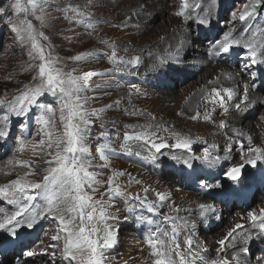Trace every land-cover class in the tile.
Segmentation results:
<instances>
[{
	"label": "rangeland",
	"instance_id": "obj_1",
	"mask_svg": "<svg viewBox=\"0 0 264 264\" xmlns=\"http://www.w3.org/2000/svg\"><path fill=\"white\" fill-rule=\"evenodd\" d=\"M197 2L201 7L195 9L192 18L187 22L174 15L178 10L179 0H48L45 5L48 15L43 28L34 17H27L37 29L49 37L48 41L42 43L46 45V51H51L53 56L62 59L61 66L65 71L75 68L76 75H82L84 72L97 73L90 78V88L81 94L91 98L86 105L89 112L97 111V116L91 117L89 143L93 155H97V143L105 142V138L100 137V134L107 132L106 140L110 147L116 150L115 154H110L111 163L107 167L96 166L91 169L97 173V179L101 182L98 193L106 190L107 181L114 172L122 171L140 181L139 184L130 182L128 175L119 177L117 182L126 192L147 195L149 200H156L157 192L167 196V200L156 213H148L146 210L142 213L140 210L137 213H129L125 210L126 205L122 197L111 199L108 211L118 219L109 220L108 223L118 232L114 245L103 249L106 264H150L145 235L150 225L138 220L141 214L152 221L153 228L157 224L170 228V223L164 222V217L168 215L182 217L189 224L195 223L194 240L200 248L206 249L209 244L206 240H198L200 234L203 237L215 238L210 244L213 249L201 252V255L211 261L214 259L213 252L221 247L217 241L223 239L239 224L230 221L237 218L234 213H244L241 223L248 220V211L256 210L258 203L264 204V162H257L256 167L244 165L247 166L246 170L235 180L239 182L238 188H243L241 200L238 202L233 198L234 181L225 175L229 167L243 164L246 158L254 155L247 151L250 146L247 137L252 139L251 146L264 149V103L259 102L264 100V65H252L244 70L245 64H250V58L247 56V50L243 48V41L247 40L253 31H264V5L258 7L250 19L240 21L239 16L249 0ZM14 3L15 0H0V8L4 9V12L0 13V98L6 100L19 97L25 86L31 87L35 83L32 80L34 71L26 70L30 63H35L28 56L29 45H21L17 33L13 31V25L17 23L18 18H24L23 14H17L12 8ZM69 3L79 5L81 10L88 14L89 22L94 28H87L83 24L65 19V13L59 9ZM205 11L209 12V23L201 25L197 16H204ZM246 28L248 31H244ZM228 31H232L233 36L241 40V45H234L229 54H216L213 48L215 41L221 40L223 34ZM101 41H108V45ZM49 44L50 48L47 47ZM109 45H114L117 55L123 56L125 60L139 56L141 63L135 68L131 65H120L121 71H117L116 65L108 59L112 52ZM88 52L94 55L86 60L77 62L70 59ZM158 59L165 62L163 66L153 70L152 66L158 64ZM249 72L258 73L256 89L251 88L253 81ZM207 80L215 83L201 85ZM246 84L249 85L250 98H253V94L259 100L251 108L239 113L235 104L240 102ZM131 85H136L139 91ZM212 87H230L235 90L233 100L227 104V112L205 99ZM56 101L57 98L49 94L38 98L39 103L50 104L53 108L58 107ZM197 112L200 113L199 117L191 119ZM206 113L211 117L210 120L204 119ZM6 115L9 117L8 127L11 131L7 139L0 140V153L4 151L6 155H0V163L6 162L0 168V183L9 180L10 172L15 168L19 175L28 171L23 167L17 168V162L22 158L36 161V174L28 179L40 182L46 165L37 160L31 145L26 146L22 152L18 151V140L28 138L35 143L40 139L37 133L41 125L37 123V118L41 115V110L31 106L26 118H18L11 114L10 109L0 108V125L4 123ZM221 120L225 121L228 127L221 129ZM143 125H152L151 130L157 131L168 144L175 143L173 133L188 137L192 140L191 149L164 148L161 153L156 154L155 160L145 158L149 156V152L136 144H133V151H141L140 157L121 153L120 145L123 143L124 132L140 131V126ZM157 125L161 128L157 129ZM164 128L168 131H163ZM247 128L250 131L247 132ZM232 129H237L244 135L237 137ZM237 140L240 143H236ZM211 145L217 147L212 149ZM218 145L220 150L232 148L234 153L231 162L221 159L219 163L210 165L200 159H194L202 157L205 148L214 155ZM17 151L20 153L14 154L13 158V152ZM185 160H189L191 167L184 163ZM94 163L100 165L103 162L97 158ZM216 176L218 178L215 180ZM202 181L219 184L220 187L205 188L201 186ZM145 188L149 189L148 193L143 191ZM185 193L192 195L191 200L185 197ZM104 199L108 201V196ZM202 201L211 203L216 208L208 217L213 219V222L211 232L207 233L204 230H207L209 222L204 224L199 216L198 206ZM6 204L0 198V206L12 210V207ZM174 208L180 211L174 212ZM250 225L237 230L238 233L251 231L255 236L258 229H252ZM20 231V240L8 242L7 233L0 230V240L4 241L0 244V264H66L60 259L62 240H51V236L59 232L58 221L41 217L37 220L35 228ZM185 234L187 233L181 234V241ZM239 239L237 235V241ZM31 240L38 242L36 246L22 245ZM54 244L57 247H52ZM243 246L242 243H237L236 247H227L229 251L234 250L230 255L226 254L228 259ZM247 247L248 254L245 256L241 253V258L246 259L247 264L257 262L258 256H264L259 240L254 239ZM28 251H34L37 255L29 257L25 255ZM7 254L11 256L8 258Z\"/></svg>",
	"mask_w": 264,
	"mask_h": 264
},
{
	"label": "snow or ice",
	"instance_id": "obj_2",
	"mask_svg": "<svg viewBox=\"0 0 264 264\" xmlns=\"http://www.w3.org/2000/svg\"><path fill=\"white\" fill-rule=\"evenodd\" d=\"M48 0H15L12 8L17 14H23L24 18L19 19L13 25V31L17 33L21 45L28 44V56L31 61L26 70L34 71L32 80L35 82L31 87L25 86V90L19 97L12 100L0 98V108H8L11 114L18 118H26L31 110V106L39 108L41 115L37 118V123L41 129L37 135L40 139L35 143L28 138L18 140V151H23L26 146L31 145V149L37 160L43 162L46 167L43 169L44 175L40 182H33L28 177L36 174V161H20L19 166L28 169L23 175H17L15 179L10 180L7 184L0 185V198L12 207L9 210L6 207H0V230L7 233L8 242H15L22 237L21 229H33L36 227L37 220L42 218H52L58 221L59 232L51 236L52 241H61L62 248L60 259L66 264H106V258L103 249L111 248L115 243V237L118 230L110 223L109 220H117L118 217L109 213L110 201L114 197H122L125 210L129 213H141L146 210L148 213H156L163 202L167 199L164 193L157 192L156 200H149L147 195L131 194L117 182L118 178L124 175L129 176L130 182L134 181L139 184L130 174L125 172H114L112 177L107 181V187L104 192L98 193L100 181L97 179V173L92 171L96 166L107 167L110 163V154H115L116 150L110 147L106 138L107 132H102L100 137L105 138V142L97 143L93 155L89 143L91 117L97 116V111L89 112L86 105L90 97L82 96L90 88V78L97 73L84 72L82 75H76V69L65 71L61 66L62 59L53 56L51 51H46V45L42 41H48L49 37L43 31L37 29L31 20L27 19L29 15L39 21L41 28L45 26L46 7ZM264 5V0H249L244 5V10L239 16L240 21L250 19L256 9ZM201 4L197 0H179L178 10L175 16L181 17L187 22L192 18L195 9L200 8ZM65 13V19L77 24H83L87 28H94L89 22L87 13L81 10L79 5L71 3L59 9ZM4 12L0 8V13ZM39 13V15H37ZM209 12L205 11L204 16H197L198 23L207 25ZM248 31V29H244ZM108 45V41H101ZM241 40L233 36L232 31L225 32L221 40L215 41L213 48L215 53L229 54L234 45H241ZM50 48V44L47 45ZM112 48L109 61L116 65V70L121 71L120 65H131L133 68L141 63L139 56H133L125 60L123 56H118L114 45ZM243 48L247 50V56L250 58V64H245L244 70L249 69L252 65H264V31H253L251 36L243 41ZM94 53H80L70 59L74 61H83ZM163 59H158V64L153 65V70L163 66ZM253 83L251 88L256 89L258 85L255 81L258 79L257 72H249ZM231 78V77H229ZM210 84L215 83L209 81ZM137 91L136 85H131ZM49 94L57 98V108L50 104L39 103L38 98ZM235 96V90L230 87L216 88L212 87L205 96V99L214 105H218L225 112L228 111L227 104ZM259 98H250L249 85L244 86L243 94L239 103L235 104L237 112L243 113L258 102ZM264 103V100H259ZM58 113V116H57ZM200 113L190 117L195 120ZM205 120L211 117L206 113ZM264 119V117H262ZM9 117L6 115L4 123L0 125V140L7 139L10 135L8 127ZM131 127V126H128ZM219 127L224 129L228 127L225 121L219 122ZM140 131H125L123 134V143L120 145L121 153L128 155L141 156V151H133V144H136L143 150L149 152L150 158L155 160L156 154L161 153L164 148H176L190 150L192 140L188 137H181L178 133H173L175 138L174 144H168L164 137L152 131V125L140 126ZM157 129L161 126L157 125ZM163 131H168L166 128ZM237 137L244 135L237 129H232ZM231 139V138H229ZM249 147L247 151L250 155L244 160L243 164L229 167L225 175L235 181L241 174L245 164L252 167L257 166V162H264V149L253 147L251 137H247ZM159 141V142H157ZM240 143V141H235ZM243 151V144H240ZM215 149L216 145L210 146ZM154 150V151H153ZM227 152L231 151L229 147ZM99 159L103 163L96 165L94 162ZM179 159V157H173ZM207 164H217L221 158L213 156L208 148L204 149L202 157H195ZM227 159V156L224 157ZM11 163V161H9ZM189 167V160L184 161ZM202 187H220L219 184H208L202 181ZM145 193L149 189H143ZM97 194L99 198H97ZM108 196V201L104 197ZM43 203H37V201ZM199 216L203 222H207L210 214L216 211L211 203L199 204ZM174 212L180 209L174 208ZM247 218L251 222L252 229H258L255 236L251 231L238 233L237 230L244 229V225L236 224L223 238L217 241L221 246L217 249L218 257L208 261L202 251L206 249L200 246L194 240L196 224H189L187 220L177 215H168L164 217L165 223H170V228H163L157 224L151 227L152 221L143 214L138 216V220L146 222L150 227L145 233L146 243L149 248L150 264H247L246 259L241 258V253L245 256L249 252L247 245L255 240L264 239V208L255 211H248ZM181 221V223H177ZM63 233V235H61ZM182 233L183 240H180ZM237 235L240 239L237 241ZM4 241L0 240V244ZM237 243L244 246L238 248L237 252L228 259L227 255L220 256L227 247H236ZM57 247V245H52ZM25 255L34 257L37 255L34 251H28ZM55 257V253H53ZM257 264H264V256L256 257Z\"/></svg>",
	"mask_w": 264,
	"mask_h": 264
},
{
	"label": "bare ground",
	"instance_id": "obj_3",
	"mask_svg": "<svg viewBox=\"0 0 264 264\" xmlns=\"http://www.w3.org/2000/svg\"><path fill=\"white\" fill-rule=\"evenodd\" d=\"M190 57V56H189ZM230 76V75H229ZM234 76V75H233ZM209 81L210 80H207V81H205V82H203L201 85H205V86H207V84L209 83ZM251 95V94H250ZM253 98H257L256 96H253V94L251 95ZM238 125V124H237ZM246 126V125H245ZM250 127H251V125H249ZM238 129L239 130H241V128L240 127H238ZM243 131H245L244 129H243ZM248 131H250V129H248L247 128V132ZM196 134H197V132H196ZM245 137V136H244ZM243 137V138H244ZM220 143V142H219ZM222 143V142H221ZM226 143V142H225ZM218 144V143H217ZM231 145H233V144H231ZM223 146V145H222ZM228 148V147H227ZM218 150H217V152L216 153H214V155L213 156H219L221 159H223V161L225 162V161H230L231 162V157L233 156V151H232V148H231V151L230 152H227L226 150V148L225 149H221L220 150V146L218 145V148H217ZM3 151V150H2ZM19 154L20 152H13V155L15 154ZM2 154L4 155V156H6L5 155V153H4V151L2 152V153H0V155L2 156ZM15 155L13 156V158L15 157ZM25 155V154H24ZM8 156V155H7ZM26 156V155H25ZM225 156H227V159H224V157ZM29 157V156H28ZM12 158V159H13ZM18 158V157H17ZM20 161H25V159H20L18 162H17V168H21L20 166H19V162ZM27 161V160H26ZM8 162H9V160H8ZM16 163V162H15ZM1 164V163H0ZM6 164V162L4 161V163L3 164H1V166H0V168L2 167V166H4ZM259 166V165H258ZM220 172V171H219ZM17 175H19V171L15 168V169H13V171L12 172H10V179L9 180H5L4 182H2V183H0V185H4V184H7L10 180H12V179H15L16 178V176ZM219 176V175H218ZM218 177L216 176L215 177V180L217 179ZM212 179V178H211ZM237 184H239V182L238 181H236V182H234V185H233V198L238 202V201H240L241 200V198H240V195H241V193H242V191H243V188L242 189H239L238 188V186H237ZM231 186H232V184H231ZM190 188V187H189ZM260 192V191H259ZM186 194V193H185ZM183 196V195H182ZM185 197L186 198H188V199H190L191 200V197H192V195L191 194H186L185 195ZM194 199H195V197H194ZM167 200V199H166ZM195 200H197V199H195ZM194 200V201H195ZM198 201V200H197ZM243 201V200H242ZM38 203H43L42 201H39L38 200ZM202 203H203V201H202ZM205 203V202H204ZM7 205V204H6ZM0 207H3V206H0ZM256 207H258L256 210H254L255 212H257V214L259 213V210L261 209V208H264V204H262V203H258V206L256 205ZM235 215H236V217L237 218H232V220H230L231 222H239V224H242V225H244L245 227L246 226H248V225H250L251 224V222L249 221V220H246V221H243V222H241L240 223V221H242V219L244 218V213L243 212H240V211H237L236 213H234ZM207 222H209V224H208V226L206 227L207 228V230L205 229L204 231H205V233H207V232H211V230H212V225H211V223L213 222V219H211V218H209L208 220H207ZM206 222V223H207ZM206 223H204V224H206ZM251 226V225H250ZM247 228V227H246ZM258 232H259V230L257 231V234H258ZM201 239V242L202 241H204V240H206V241H208L207 243H209L208 245H207V250H210L211 248H212V246L213 245H210L211 243H212V241H213V239H215L214 237H211V236H207V237H203V235L202 234H200L199 235V239L198 240H200ZM38 242H34L33 240H31V241H26V243H23L22 245L24 246V247H26L27 245L26 244H29V245H31L32 247H34V246H36V244H37ZM259 244L261 245V248L263 249V251H264V239H260L259 240ZM21 244H20V246H22ZM4 248H6V247H4ZM20 248V247H19ZM210 248V249H209ZM213 249V248H212ZM211 249V250H212ZM232 251H234V250H232ZM232 251H229L228 249H225L223 252H221V253H219V255H222V254H228V255H230V253L232 252ZM8 255V256H7ZM6 255V257H10L11 255L10 254H7ZM213 257H214V259H216L217 257H218V253H217V251H214L213 252ZM7 258V259H8ZM147 259V258H146ZM231 258L229 257V260H230ZM144 261H141V263H143ZM12 264H23V262H21V263H15V262H13ZM138 264H140V263H138ZM146 264H148V263H146ZM251 264V263H250ZM252 264H257V262H252Z\"/></svg>",
	"mask_w": 264,
	"mask_h": 264
},
{
	"label": "water",
	"instance_id": "obj_4",
	"mask_svg": "<svg viewBox=\"0 0 264 264\" xmlns=\"http://www.w3.org/2000/svg\"><path fill=\"white\" fill-rule=\"evenodd\" d=\"M246 170V168H244L243 170H241V171H245Z\"/></svg>",
	"mask_w": 264,
	"mask_h": 264
}]
</instances>
